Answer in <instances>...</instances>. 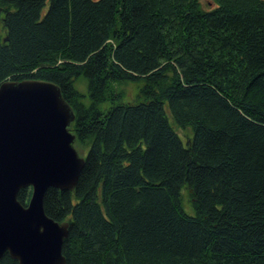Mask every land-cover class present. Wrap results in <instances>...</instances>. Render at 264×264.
<instances>
[{"label":"trees","instance_id":"16d2710c","mask_svg":"<svg viewBox=\"0 0 264 264\" xmlns=\"http://www.w3.org/2000/svg\"><path fill=\"white\" fill-rule=\"evenodd\" d=\"M201 1L0 0V85H57L86 150L43 201L66 264H264V0Z\"/></svg>","mask_w":264,"mask_h":264},{"label":"water","instance_id":"95a60500","mask_svg":"<svg viewBox=\"0 0 264 264\" xmlns=\"http://www.w3.org/2000/svg\"><path fill=\"white\" fill-rule=\"evenodd\" d=\"M7 39H4V42ZM75 113L60 88L25 80L0 85V259L66 264L68 224L48 218L47 190L72 192L84 166L72 132ZM31 189L28 204L17 196Z\"/></svg>","mask_w":264,"mask_h":264},{"label":"rangeland","instance_id":"374dc122","mask_svg":"<svg viewBox=\"0 0 264 264\" xmlns=\"http://www.w3.org/2000/svg\"><path fill=\"white\" fill-rule=\"evenodd\" d=\"M201 6L203 9L212 7V4L208 2V0H202ZM0 37L1 39L4 38V31L2 27L0 26ZM120 89V91L124 94V103H133L138 100V93L141 88V84H131V83H122L118 85L117 87ZM74 89L79 93V95L82 97V99H79V102H81L83 105L88 106L89 101L87 98V83L83 77H80L79 79L74 81ZM107 105H103L102 108H106ZM167 117L169 119V122L171 124V127L175 131V133L181 138L184 144H186L187 140L191 136L189 130H182L178 128L171 120L167 110H166ZM75 149L77 150L79 156L84 157L86 150L82 149L79 145H74ZM181 199H182V205L183 209L186 212V214L192 215V209L191 204L189 200V194L186 188H183L181 191Z\"/></svg>","mask_w":264,"mask_h":264}]
</instances>
